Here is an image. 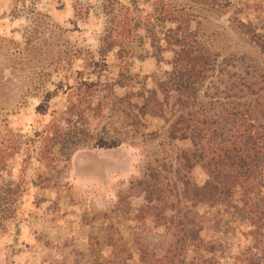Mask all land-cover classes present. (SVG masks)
Returning <instances> with one entry per match:
<instances>
[{"label":"rangeland","instance_id":"374dc122","mask_svg":"<svg viewBox=\"0 0 264 264\" xmlns=\"http://www.w3.org/2000/svg\"><path fill=\"white\" fill-rule=\"evenodd\" d=\"M119 2L110 22L102 0H0V264H157L173 230L154 224L138 181L159 160L174 166L176 151L192 143L169 141L159 118L125 116L114 98L155 87L170 69L168 12L188 19L223 69L206 85L222 91L238 74L264 73V0ZM110 26L118 54L117 45L101 49ZM71 102L82 114L66 120ZM53 115L65 129L75 124L67 146L47 143ZM190 174L198 183L207 176L200 164ZM229 211L219 218L198 205L201 234L213 244L207 255L249 264L247 215Z\"/></svg>","mask_w":264,"mask_h":264},{"label":"trees","instance_id":"16d2710c","mask_svg":"<svg viewBox=\"0 0 264 264\" xmlns=\"http://www.w3.org/2000/svg\"><path fill=\"white\" fill-rule=\"evenodd\" d=\"M102 4L110 12L112 22L113 12L121 3L102 0ZM162 6V1L152 3L153 8L162 9ZM121 8L128 11V7L122 5ZM166 17L174 22L164 33L167 47L173 52L170 69L163 78L157 79L155 87L146 88L141 84L137 91L129 90L114 98L125 116L135 110L140 119L159 118L166 127L169 141L189 140L192 143L189 151H176L174 166L166 165L164 159L159 160L158 165H149L145 178L138 181L154 224L173 230V240L155 262L194 264L195 260H200L198 264L215 263L214 256L207 255L213 244L203 238V226L197 216L198 205L205 204L214 207L219 218L221 209L230 210V213L245 211L254 249L249 264H264V73L255 78L238 74L222 91H218L219 85L213 89L205 82L208 78L214 81L210 76L223 70L220 64L215 57L211 59L195 38L193 30L187 26L188 19L182 23L173 12H168ZM113 28L109 27L111 31L103 38L101 49L106 52L117 45L118 54L123 46L113 37ZM202 97H209L210 108L202 106ZM73 105L72 102L69 105L66 120L82 114L80 108ZM109 110L115 111L114 106ZM139 121L131 124L137 125ZM60 123L53 115L45 125V138L51 147L67 146L71 140L70 132L75 124L65 129ZM58 150L62 151L61 147ZM197 164L204 167L207 174L202 183L190 174ZM188 251L193 252L191 259H187ZM146 252L142 250L143 256Z\"/></svg>","mask_w":264,"mask_h":264}]
</instances>
